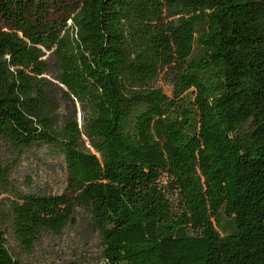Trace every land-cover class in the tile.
Segmentation results:
<instances>
[{"label": "trees", "instance_id": "16d2710c", "mask_svg": "<svg viewBox=\"0 0 264 264\" xmlns=\"http://www.w3.org/2000/svg\"><path fill=\"white\" fill-rule=\"evenodd\" d=\"M0 21V147L67 171L25 192L0 165V264L79 211L89 264H264V0H0Z\"/></svg>", "mask_w": 264, "mask_h": 264}, {"label": "rangeland", "instance_id": "374dc122", "mask_svg": "<svg viewBox=\"0 0 264 264\" xmlns=\"http://www.w3.org/2000/svg\"><path fill=\"white\" fill-rule=\"evenodd\" d=\"M0 165L8 170L7 182L21 191L55 193L66 186L65 160L51 146L32 147L20 152L0 147ZM10 243L23 264H89L98 260L101 248L100 240L87 224L83 211L78 212L75 222L60 232L43 231L30 251L23 250L12 239Z\"/></svg>", "mask_w": 264, "mask_h": 264}]
</instances>
